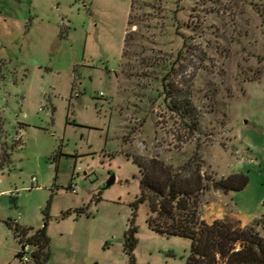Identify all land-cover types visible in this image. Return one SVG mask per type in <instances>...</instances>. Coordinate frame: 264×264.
Masks as SVG:
<instances>
[{
	"label": "rangeland",
	"instance_id": "obj_1",
	"mask_svg": "<svg viewBox=\"0 0 264 264\" xmlns=\"http://www.w3.org/2000/svg\"><path fill=\"white\" fill-rule=\"evenodd\" d=\"M0 13V264H22L5 222L36 231L45 212L46 264H129L133 161L247 175L242 191L198 194L196 213L264 237V0H0ZM154 218L139 206L135 264H185L190 241Z\"/></svg>",
	"mask_w": 264,
	"mask_h": 264
},
{
	"label": "trees",
	"instance_id": "obj_2",
	"mask_svg": "<svg viewBox=\"0 0 264 264\" xmlns=\"http://www.w3.org/2000/svg\"><path fill=\"white\" fill-rule=\"evenodd\" d=\"M5 160L9 161L7 153L3 162ZM133 162L138 165L142 179L140 196L131 205L129 230L124 234L123 252L129 264H135L133 253L137 245V211L146 201L149 202L150 212L155 214L154 219L147 220L151 230L190 241L185 264H264V237L254 227L241 228L239 221L229 217L208 225L199 221L196 213L198 194L210 189L223 194L242 191L249 182L247 175L233 174L213 181L205 175L201 176L197 167L196 175L192 179H185L171 174L161 164H158V168H148ZM96 201L99 202L100 198ZM84 213L85 209L77 212L78 215ZM45 216L44 226L36 231L15 222H5L18 245L32 248L31 260L34 264H46L49 259L46 212ZM237 247L239 250L235 251Z\"/></svg>",
	"mask_w": 264,
	"mask_h": 264
},
{
	"label": "built area",
	"instance_id": "obj_3",
	"mask_svg": "<svg viewBox=\"0 0 264 264\" xmlns=\"http://www.w3.org/2000/svg\"><path fill=\"white\" fill-rule=\"evenodd\" d=\"M32 181H34V179ZM68 191H70L72 194H76L77 186L75 184H70L68 187ZM21 248H23V249H22V253H21L22 256L20 259H22L21 260L22 264H26V263H28V258L26 256L28 254H30V257H31L32 251L30 252V250H29L30 247L27 245H24ZM238 250H239V247H237L235 251H238Z\"/></svg>",
	"mask_w": 264,
	"mask_h": 264
},
{
	"label": "crops",
	"instance_id": "obj_4",
	"mask_svg": "<svg viewBox=\"0 0 264 264\" xmlns=\"http://www.w3.org/2000/svg\"><path fill=\"white\" fill-rule=\"evenodd\" d=\"M1 14V13H0ZM220 199V201H222V199H221V197L219 198ZM222 203L224 204V202L222 201ZM225 205V204H224ZM213 215H215L214 217V219L211 221V223L212 222H214V221H217V220H223L224 218H226V217H229V216H225L224 217V215H223V213H222V209H216V212H214V213H212ZM236 219V218H235ZM237 220V219H236ZM208 224H210V223H208ZM243 227V226H242ZM244 228V227H243ZM18 256V255H17Z\"/></svg>",
	"mask_w": 264,
	"mask_h": 264
},
{
	"label": "water",
	"instance_id": "obj_5",
	"mask_svg": "<svg viewBox=\"0 0 264 264\" xmlns=\"http://www.w3.org/2000/svg\"><path fill=\"white\" fill-rule=\"evenodd\" d=\"M112 183H113V181H111V184H112ZM22 249H23V248H22ZM21 256H22V255H21V253H20V254H18L17 258H19V259H20V258H21Z\"/></svg>",
	"mask_w": 264,
	"mask_h": 264
}]
</instances>
